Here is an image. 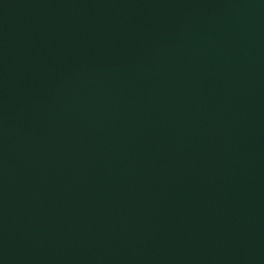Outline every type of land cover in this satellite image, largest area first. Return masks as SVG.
Here are the masks:
<instances>
[{
    "label": "water",
    "instance_id": "water-1",
    "mask_svg": "<svg viewBox=\"0 0 264 264\" xmlns=\"http://www.w3.org/2000/svg\"><path fill=\"white\" fill-rule=\"evenodd\" d=\"M0 264H264V0H0Z\"/></svg>",
    "mask_w": 264,
    "mask_h": 264
}]
</instances>
